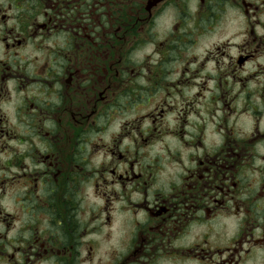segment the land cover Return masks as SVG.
Listing matches in <instances>:
<instances>
[{
	"label": "clouds",
	"instance_id": "clouds-1",
	"mask_svg": "<svg viewBox=\"0 0 264 264\" xmlns=\"http://www.w3.org/2000/svg\"><path fill=\"white\" fill-rule=\"evenodd\" d=\"M0 264H264V0H0Z\"/></svg>",
	"mask_w": 264,
	"mask_h": 264
}]
</instances>
